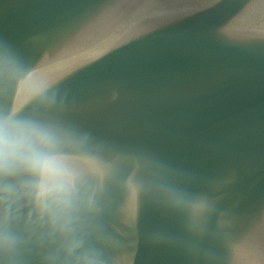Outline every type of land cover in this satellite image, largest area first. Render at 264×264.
<instances>
[{
    "label": "water",
    "instance_id": "obj_1",
    "mask_svg": "<svg viewBox=\"0 0 264 264\" xmlns=\"http://www.w3.org/2000/svg\"><path fill=\"white\" fill-rule=\"evenodd\" d=\"M0 116L73 184L0 177V264H264V0H0Z\"/></svg>",
    "mask_w": 264,
    "mask_h": 264
},
{
    "label": "clouds",
    "instance_id": "obj_2",
    "mask_svg": "<svg viewBox=\"0 0 264 264\" xmlns=\"http://www.w3.org/2000/svg\"><path fill=\"white\" fill-rule=\"evenodd\" d=\"M56 143L49 127L0 116V177L25 173L39 178L40 210L53 218L71 206L73 195L71 174L53 155Z\"/></svg>",
    "mask_w": 264,
    "mask_h": 264
}]
</instances>
